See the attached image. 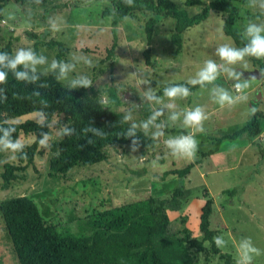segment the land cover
Wrapping results in <instances>:
<instances>
[{"label": "rangeland", "instance_id": "1", "mask_svg": "<svg viewBox=\"0 0 264 264\" xmlns=\"http://www.w3.org/2000/svg\"><path fill=\"white\" fill-rule=\"evenodd\" d=\"M75 1L35 0L31 4L10 1L0 11V46L12 39L14 55L21 48L31 49L38 57H45V62L36 64L35 69L50 74L59 48L49 42L60 41L67 48L63 63L71 68L63 76L59 70L57 77L74 89L97 96L108 112L123 113L136 127L151 133L156 143L146 149L130 144L108 147V160L77 165L65 176H51L49 163L55 153L50 146L62 138L68 125L63 114L55 115L46 134L48 139L44 145L39 143L34 163L27 167L23 178L13 181L7 190L2 189L4 164L18 163L19 150L7 149L0 142V203L28 195L38 204L47 224L76 230V221L88 214L151 196L174 203L173 192L182 186L185 194L178 199L183 208L175 215H187L193 237L202 239L197 210L204 205L202 195L208 188L215 200L211 228L216 231V237L223 240L222 251L233 254L234 264H242L244 250L240 246L250 240L258 254L249 252L248 264H264V78L247 76V71L259 68L248 56L230 65L216 54V49L222 45L243 48L224 33L223 13L214 10L206 20L188 28L183 33V47L176 56V45L171 40L174 19L159 17L147 63L145 24L151 13L138 11L125 18L119 25L115 54L108 56L113 41L112 16L103 12L112 8L111 2L95 0L75 7ZM174 1L190 15L202 9L199 4L187 5L186 0ZM241 13L243 18L236 27L244 35L248 36L249 24L264 26V0H249L241 6ZM46 25L51 26L48 33ZM30 33L38 34L41 42L35 44V39L28 36ZM207 60L218 65L214 81L189 91L186 97L156 96L157 90L166 83L197 79V73ZM229 71L240 74L239 82L247 80L249 86L238 92L235 88L238 81L230 78ZM84 77L91 80L89 87L73 86L74 80ZM113 88L119 103L113 100ZM220 88L234 98L246 96L247 99L221 106L216 102ZM253 103L263 114L261 133L254 137L243 133L235 139L227 138L249 120ZM197 106L207 117L202 121V130L184 123L185 113ZM28 119L42 121L43 116L34 112L9 118L13 122ZM190 134L198 142L195 158L174 156L166 142ZM35 139L34 133L21 132L17 140L26 146ZM213 147L222 151L215 161L205 155ZM191 162L194 163L191 174L184 178L170 175L161 180L158 177ZM140 254L137 251L130 257L107 264H141ZM162 256L164 264H224L218 254L211 252L209 241L202 251L188 243L183 249L173 244L162 250ZM0 264H20L1 212Z\"/></svg>", "mask_w": 264, "mask_h": 264}, {"label": "trees", "instance_id": "2", "mask_svg": "<svg viewBox=\"0 0 264 264\" xmlns=\"http://www.w3.org/2000/svg\"><path fill=\"white\" fill-rule=\"evenodd\" d=\"M12 0H0V11ZM22 4H31L35 0H14ZM95 0H76L74 6L79 7ZM112 4L103 14L112 16L113 41L108 56L115 54L119 40V25L128 16L136 12H149L151 16L145 24L147 48L144 51L147 63L150 62V51L155 26L159 17H172L174 27L171 40L176 45L174 55H178L183 47V33L191 26L206 20L211 12L216 10L224 15L223 31L234 40L239 47L249 43L250 37L244 35L236 27L242 19L241 6L249 0H186L187 5L199 4L202 9L195 15H190L174 0H107ZM51 29L46 25L45 32ZM35 39V44L41 42L36 33L28 34ZM59 50L56 61L63 62L67 48L60 41H50ZM0 54L13 58V40L10 39L0 46ZM259 66L264 78V58L248 56ZM0 65V71L6 73V81L0 83V139L17 141L21 132L34 133L35 141L23 145L18 151V163L6 162L2 172V189L7 190L13 181L23 178L28 166L34 163L39 141L49 132L50 123L55 115L63 114L68 121L60 140L54 141L50 149L54 152L49 166L51 176H65L77 165H94L108 160L106 149L122 144H130L142 149L155 145V139L147 130L140 129L131 123L123 113L108 112L104 103L95 95H89L84 90H77L62 82L57 76L59 68L50 74L23 65L15 71H26L28 76H36L32 81L18 80L15 72ZM205 82L203 85H206ZM193 85L187 81L169 82L160 87L156 96H165V89L183 86L189 91H195L203 86ZM38 93V95H36ZM113 100L115 89L111 90ZM38 112L42 121L28 119L24 122H13L9 118L20 117ZM262 112L253 103V111L249 120L235 132L226 137L235 139L240 134L247 133L250 137L261 133ZM15 128L5 138L4 130ZM218 151L213 147L205 155ZM194 163L165 171L158 177L165 180L170 175L184 178L191 174ZM231 190L230 192H232ZM182 186L175 188L172 196L174 203L158 196L145 200L130 202L100 212L91 213L76 221V230L61 229L47 224L38 204L28 195H21L3 200L0 212L4 219L6 230L11 238L15 253L20 264H107L118 259L130 257L140 251L141 264H164L162 250L173 244L184 248L188 243L197 250L205 249V242L211 243V252L218 254L224 264H234L232 253L223 252L214 240L216 231L211 228V215L214 210V197L208 188L203 192L205 203L201 208L199 227L203 238L193 237L188 226V216L179 215L171 219L167 209L180 210L179 196H183Z\"/></svg>", "mask_w": 264, "mask_h": 264}, {"label": "clouds", "instance_id": "3", "mask_svg": "<svg viewBox=\"0 0 264 264\" xmlns=\"http://www.w3.org/2000/svg\"><path fill=\"white\" fill-rule=\"evenodd\" d=\"M128 3H131V0H127ZM247 35L250 37L249 43L246 44L243 48L237 49L228 45H222L216 49V54L222 61H225L227 64H236L238 61H243L245 56H252L258 59L264 58V35H261V32H264V26H256L254 24H249L247 27ZM5 61H7L6 67L12 69L15 72V76L18 80H27L30 79L35 81L37 79L36 76H28L26 71H15L17 66L23 65L25 69L31 66L32 71L35 72V65L42 64L45 62V57L37 56L31 49L25 50L23 48L19 49L13 58H9L7 54H0V65H4ZM51 67L53 69L59 68L61 72V76L66 74L67 71L70 70L71 66L66 65L63 62H57L53 60ZM218 75V65L212 61H205L204 67L200 69L197 73V79H193L190 81L193 85L199 83L203 85L205 82L211 83L217 78ZM230 78H235L238 82L236 84V89L238 92H242L249 86V82L247 80L243 82L240 81V74L229 71ZM6 81V73L4 71H0V83H4ZM73 86L76 84L83 85L84 87H89L91 85V80L87 77L80 78L78 80H74ZM218 91V99L216 102L223 106L224 104H234L238 100H246V96H238L233 97L227 90L220 88ZM38 95V93H36ZM165 95L174 98L178 95L188 96L189 90L183 86H176L165 89ZM173 119L176 117L173 116ZM205 113L202 111L200 106H197L195 109L187 111L184 116V123L187 127L195 126L198 130H202V121L206 119ZM147 127V125H144ZM12 131H15V128H10L4 130V136L7 138ZM65 131H68L65 129ZM48 139L45 134L44 139L40 140L39 143L44 145L46 140ZM4 143L5 148L11 149L12 151H18L23 147L19 140L13 142L11 140L0 141ZM167 146L172 150L174 156H181L184 158H195V153L197 149V140L193 134L180 136L177 138L169 139L167 142ZM216 245L219 247L223 244L222 238L214 237ZM241 249L244 250L243 253V261L242 264H248L251 260V256L248 255L249 252H255L258 254V249L251 246V242L244 241L241 243Z\"/></svg>", "mask_w": 264, "mask_h": 264}, {"label": "water", "instance_id": "4", "mask_svg": "<svg viewBox=\"0 0 264 264\" xmlns=\"http://www.w3.org/2000/svg\"><path fill=\"white\" fill-rule=\"evenodd\" d=\"M250 79H263V73L260 68H255L246 72Z\"/></svg>", "mask_w": 264, "mask_h": 264}, {"label": "crops", "instance_id": "5", "mask_svg": "<svg viewBox=\"0 0 264 264\" xmlns=\"http://www.w3.org/2000/svg\"><path fill=\"white\" fill-rule=\"evenodd\" d=\"M222 151H216L215 153H212L210 156L212 157V159H213V161H215V159H216V157L221 153ZM202 202H204V201H202ZM202 202H200V203H202ZM201 205V204H200ZM201 208H202V205L200 206ZM170 211H172L173 212V214L171 215V212ZM176 212H179L178 210H171V209H168V215H169V217H171V219H174V218H176L177 216H179V215H175V213ZM201 210L199 209V210H197V213H198V215H200L201 213Z\"/></svg>", "mask_w": 264, "mask_h": 264}, {"label": "built area", "instance_id": "6", "mask_svg": "<svg viewBox=\"0 0 264 264\" xmlns=\"http://www.w3.org/2000/svg\"><path fill=\"white\" fill-rule=\"evenodd\" d=\"M237 84V83H236ZM236 84H235V88H236ZM237 90V89H236Z\"/></svg>", "mask_w": 264, "mask_h": 264}]
</instances>
